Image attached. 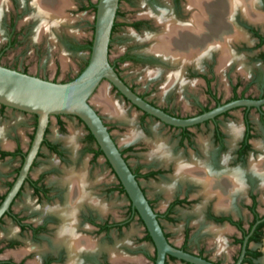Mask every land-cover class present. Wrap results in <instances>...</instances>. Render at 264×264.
Listing matches in <instances>:
<instances>
[{"label": "flooded vegetation", "instance_id": "obj_1", "mask_svg": "<svg viewBox=\"0 0 264 264\" xmlns=\"http://www.w3.org/2000/svg\"><path fill=\"white\" fill-rule=\"evenodd\" d=\"M151 1L154 3L152 15L149 18L134 20L129 24L115 21V18L119 16L117 6L110 32L108 51L112 34L117 27L124 25L131 28L133 32L151 30L153 33L150 38L154 42L152 46H156L158 40H161L165 35L159 22L162 20L169 21L177 27L176 32L170 35L172 39L168 41L170 43L167 46V51L155 52L151 47L153 53L144 55L125 49L114 63L109 62V64L119 75L116 64L120 62L132 64L172 63L171 66L178 69L175 75L177 80L184 75L185 78L197 80L202 84V94L207 104L200 106L195 114L179 117L159 108L154 103L147 101L144 96L136 93L140 98L172 117L185 119L230 101L259 100L264 97V0L241 1V7L235 5L232 7L233 9L224 5L221 10L223 16L217 13L214 8V11L208 10L209 12L204 16L198 6L188 5L189 0H163L165 4L160 3L161 6L158 3L160 0ZM120 2L121 0H118V5ZM10 3L15 8L16 1L10 0ZM207 4L216 5L217 2L208 0ZM200 15L202 17H199ZM14 19L15 16L10 15L9 27L11 29L14 26ZM11 36L8 46L15 43L14 36L12 34ZM79 45L70 43L69 48L72 51H77L76 47ZM2 67L27 74V72L16 68ZM222 73L227 79V86L230 90V96L224 100L216 93L214 83ZM121 80L123 81L122 78ZM123 82L125 83V81ZM251 86H255L259 90L257 96L245 95ZM129 88L133 91L131 87ZM6 109L31 116L33 127L24 151L21 150L17 138L13 140L14 145L10 146L4 141L2 135L0 137V165L17 163L15 168L9 169L7 173L0 172V189L2 190L0 203L13 184L20 161L29 148L35 127V118L32 114L0 106V117L4 115ZM235 110L241 111L239 128L229 124L224 126L223 122H226L230 113ZM251 110H254L258 120L264 123V104L258 108L237 107L212 119L185 128H173L152 118L163 126L178 132L177 145L187 156V158H181L182 161L188 163L192 162V159L196 160L200 165L202 164L204 174L218 184L211 190V196H207L204 193L201 180L197 183L194 180L196 178L182 179L196 188V197L201 199L203 210L199 215L201 218L199 236L194 237L195 231L189 224H186L181 231L178 245L169 240V234L164 231L161 221L174 222L172 218L174 209L188 207L195 201V197L190 195L192 189L187 185L181 194L176 193L170 198L164 210L158 213L139 182L140 178L155 180L158 176L167 174L171 168L166 163L170 161L173 162L172 179H174L175 158H171L169 161L161 160L162 164L160 162L155 168L141 172L139 168L131 169L124 157V152L130 151L131 148H127L128 151L119 149L154 212L167 243L173 248L209 264H264V189L261 187L262 184L264 185V166L255 172L251 171L249 167L250 162L260 161L264 158V134L259 135L260 141L256 140L258 134L248 117ZM141 115L143 118H151L144 113ZM50 117H54L58 127L62 128L61 117L72 116ZM50 117L26 177L11 199L7 211L0 216V233L5 231V226L9 225L10 227L7 236H0V264H126L127 262L128 264H140L138 261L135 263L131 258L126 259L124 254L119 252V248H124L123 244H119L117 239V242L114 241V238L121 236L126 226L134 219L141 224L143 230V236L139 241L148 242L152 248L151 256L142 253L143 259L153 264L155 257L153 244L141 221L130 207L122 187L106 160L102 154L95 153L99 148L94 140L88 139V132L85 129L86 134L82 139L78 153L88 155L86 166L92 165L98 157H102L116 180L115 185L107 183L98 185L99 183L89 181L88 170L84 165L78 168L67 165L74 161V156L70 159L67 154L73 155L74 153L66 148H70V144L65 139L61 143L58 140L47 138ZM201 126L209 127L210 144L200 147L199 153L202 158H196L194 157L196 149L192 140L194 134L190 129H198ZM231 128L236 131L234 139L229 134ZM46 155L53 158L49 167L46 170L38 171L32 177V169L37 165L38 160ZM49 173H53L54 177L47 181L46 175ZM70 173L83 176L84 182L79 190L75 189L73 184L65 181ZM148 173L151 175L144 177ZM233 174H237V184L233 185L235 188L233 189L227 182L225 187H222L221 183L230 179ZM111 193L118 197H125L128 203L126 210H122L118 217L110 214L107 205L103 202V199ZM191 244H195V246H191ZM163 264L189 263L165 256Z\"/></svg>", "mask_w": 264, "mask_h": 264}, {"label": "rangeland", "instance_id": "obj_2", "mask_svg": "<svg viewBox=\"0 0 264 264\" xmlns=\"http://www.w3.org/2000/svg\"><path fill=\"white\" fill-rule=\"evenodd\" d=\"M15 1L14 8L10 0H0V66L16 68L27 72L28 75L47 79L50 82L67 81L78 73L87 60L88 51H72L69 44L84 45L91 40L94 16L92 6L95 5L96 0H66L61 17L57 20L38 14L35 0ZM158 3L160 6V3L165 4L163 0ZM152 7L154 3L151 0H121L118 5L119 16L115 18V21L129 24L137 19L149 18L153 13ZM10 15L15 16L13 29L9 27ZM152 33L151 30L133 32L125 25L117 27L112 34L108 51L109 62L114 63L125 49L144 55L153 53L151 47L154 42L150 38ZM11 34L14 36L15 43L8 46L12 38ZM157 47L154 46L153 51L160 52L156 51ZM171 65L172 63L169 62L143 64L120 62L116 64V70L135 93L144 96L147 101L159 108L179 117L195 114L200 106L207 104L202 94V84L197 80L187 79L184 75L177 80L175 75L178 69ZM214 83L216 93L222 100L230 96L227 79L223 73ZM102 92H105L109 103L120 113L118 117L115 116L116 113L113 114L114 112L98 101ZM258 93L259 90L251 86L245 95L257 96ZM88 103L100 116L117 147L122 151L131 148L130 151L124 152V157L131 169L139 168L141 172H144L149 168H155L160 162L162 164L160 159L152 155L156 143H161L160 145L168 152L170 158H187L177 145V131L163 126L152 118H143L140 112L126 103L105 81L99 84L88 99ZM240 115V110L232 111L223 125L229 124L238 129ZM248 117L258 134L256 140L260 141L259 135L264 134V123L258 120L254 110L249 112ZM60 120L63 124L62 128L58 127L54 117H50L47 138L58 140L61 143L69 137L74 139L70 148L66 147L69 151H73V155L68 153L67 156L70 159L74 156V161L67 165L76 168L84 165L88 170L89 181L99 183L98 185L104 183L115 185L116 180L102 157H98L92 165L86 166L88 155L78 153L86 134L83 125L72 117H61ZM32 127L33 118L16 111L6 109L4 115L0 117V137L2 135L4 141L10 146L14 145L13 140L17 138L22 151L26 148ZM208 129L209 127L203 126L190 129L194 134L192 140L196 149L194 152L196 158H202L199 148L210 144ZM130 133L136 135L135 140L128 139ZM51 160L53 158L49 155L39 159L31 171V176L34 177L42 169L46 170ZM166 164L171 168L167 174L158 176L155 180L140 178L139 182L158 213L164 210L170 198L176 193L181 194L187 185L192 189L190 195L195 197V201L188 207H176L172 215L174 222L161 221L164 231L169 234V240L178 245L181 231L186 224H189L195 231L194 237L199 236L198 233L201 230L199 215L203 207H201V199L196 197V188H193V185L186 180L172 179L173 162ZM16 165V162L3 163L0 165V172L5 174ZM52 177H54L53 173H49L46 175V180ZM103 202L107 205L108 212L115 217H118L122 210L125 211L128 205L125 197H118L113 193L103 199ZM9 228V225L5 226V231L0 233V236H7ZM142 236V226L134 219L126 226L121 236L114 238V241L117 242V239L119 244H123L124 248H119V252H122L126 259L131 258L135 263L138 261L140 264H150V261L143 259L142 253L151 256L152 248L148 242L139 241Z\"/></svg>", "mask_w": 264, "mask_h": 264}, {"label": "water", "instance_id": "obj_3", "mask_svg": "<svg viewBox=\"0 0 264 264\" xmlns=\"http://www.w3.org/2000/svg\"><path fill=\"white\" fill-rule=\"evenodd\" d=\"M118 0H96L92 36L85 66L65 82H50L0 66V106L34 115L35 127L29 148L20 161L14 181L0 203V216L26 177L42 141L50 116L64 115L78 119L91 135L110 170L122 187L129 205L141 221L154 247V263L163 264L165 256L189 264H209L170 246L156 216L145 199L119 148L100 116L89 105L88 99L105 81L129 105L160 123L185 128L197 125L237 107L258 108L259 100L240 99L216 106L190 118L172 117L150 105L134 93L119 77L108 61V45Z\"/></svg>", "mask_w": 264, "mask_h": 264}, {"label": "bare ground", "instance_id": "obj_4", "mask_svg": "<svg viewBox=\"0 0 264 264\" xmlns=\"http://www.w3.org/2000/svg\"><path fill=\"white\" fill-rule=\"evenodd\" d=\"M35 1H36V4H37L36 8L38 10V14H40L41 16L45 15L46 18L47 17L50 18V19L54 18V20H57L58 17L59 18L61 17L62 9H63V7L65 6V3H66L65 2L66 0H35ZM207 1L208 0H195V1L194 0H189V4L188 5L189 6H196V7L198 6L200 8V11H202L204 16H205L206 13L209 12L208 10H210L212 12L215 9L217 11V13L221 14L223 12L221 10H223L224 5L228 6L230 9H233L232 7H234L235 5H239L241 7V1L245 2V1H248V0H215L217 2L216 5H213V4L212 5H208ZM199 17H202V16L200 15ZM159 22L162 25L161 27L164 29V30L163 29L162 30L165 31V35H164V37L161 38V40H158V43H159V45H157L158 47L157 46H155V47L158 48L157 51L159 50L160 52L163 53V52L167 51V46L170 43L168 41H170L172 39V36H170V35H173L176 32L175 30L177 29V27L174 26L173 23L171 24V22H169V21L167 22V21L162 20V21H159ZM201 23H202V21H201ZM198 24H199V22H198ZM200 25H202V24H200ZM171 48H173V47H171ZM98 101H100V103L102 105H104V107H106L107 109H109L112 112H114L113 114L116 113L115 116L118 117V115H120V113L117 112V109L114 108L113 105H111V103H109V101L107 100L105 92L101 93ZM229 134L234 139L235 136H236L235 129L231 128V130H229ZM135 138H136V135L134 133H130L128 135V139H130V140H135ZM72 140H74V139L71 138V137L66 138V141L69 144L72 143ZM160 144L161 143H156L155 144V147L153 149L152 155L154 157L160 159V160L169 161L171 158L169 157L168 152ZM174 161H175V174H174L175 179L181 180V179H186V178H189V179L196 178V179H194V180H196V182L201 180V182L203 183V187H204V193L207 196H211V190H213L215 187H217L218 184H217V182L215 180H210L209 177H207L204 174V171H203L204 168L201 166L202 164L200 165V163L197 162L194 159H192V162H188V163L182 161L181 158H175ZM203 166H204V164H203ZM263 166H264V158H262L260 161L258 160L256 162H250V165H249L250 170L253 171V172H255L256 170H259V168L261 169V167H263ZM76 174L75 175L74 174L72 175L71 173H70V175L68 174L69 177L67 175L68 179H65V181L73 184V187L75 189L79 190L80 186L82 185L84 180L82 178L83 177L82 175H76ZM226 182H227L228 185H230L233 188V185L235 183L237 184V174L236 175L233 174V175L230 176V179L223 181L221 183L222 187H225ZM261 187L264 189V185L263 184H262ZM217 196H218V194H217Z\"/></svg>", "mask_w": 264, "mask_h": 264}, {"label": "trees", "instance_id": "obj_5", "mask_svg": "<svg viewBox=\"0 0 264 264\" xmlns=\"http://www.w3.org/2000/svg\"><path fill=\"white\" fill-rule=\"evenodd\" d=\"M92 8H93V11H94V5L92 6ZM89 48H90V41H89V42H86L84 45H79V46H77V47H76V50H77V51L87 50V51L89 52ZM85 64H86V61H85V63L83 64L82 68L85 66ZM82 68H81V69H82ZM81 69H80V70H81ZM80 70H79V71H80ZM87 137H88L89 140L93 141V139H92V137H91V135H90L89 133H87ZM125 151H128V150L126 149ZM95 153H96V154H101V152H100L99 150H97ZM121 154H122V153H121ZM150 175H151V174L148 173V174L144 175V177H149ZM135 177H136V176H135ZM146 238L148 239V236H147V235H146Z\"/></svg>", "mask_w": 264, "mask_h": 264}]
</instances>
